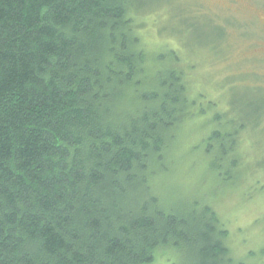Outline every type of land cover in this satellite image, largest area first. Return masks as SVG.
Here are the masks:
<instances>
[{
	"label": "trees",
	"instance_id": "obj_1",
	"mask_svg": "<svg viewBox=\"0 0 264 264\" xmlns=\"http://www.w3.org/2000/svg\"><path fill=\"white\" fill-rule=\"evenodd\" d=\"M141 7L0 0V264H149L181 244L184 264H245L210 200L167 205L158 189L199 118L188 164L239 174L259 112L203 104L176 48L142 35Z\"/></svg>",
	"mask_w": 264,
	"mask_h": 264
},
{
	"label": "rangeland",
	"instance_id": "obj_2",
	"mask_svg": "<svg viewBox=\"0 0 264 264\" xmlns=\"http://www.w3.org/2000/svg\"><path fill=\"white\" fill-rule=\"evenodd\" d=\"M140 2L149 26L141 30L142 35L152 47L164 40L176 48L192 70L191 82L203 96V104L212 101L217 107L233 106L238 117L254 118L259 112L260 120L248 135L250 150H257L258 155L229 181H221L207 164H188L201 154V148L194 147L202 121L188 122L176 141V157L184 156V164H172V176L164 183L156 180L162 185L158 194L167 205L210 200L224 223L225 246L232 262L264 264V0ZM188 260L189 249L181 244L157 248L149 264H184Z\"/></svg>",
	"mask_w": 264,
	"mask_h": 264
}]
</instances>
